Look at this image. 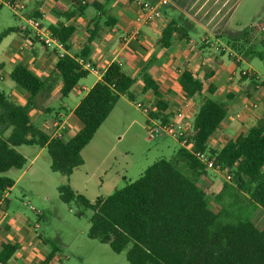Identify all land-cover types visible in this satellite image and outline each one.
I'll list each match as a JSON object with an SVG mask.
<instances>
[{"label": "trees", "instance_id": "16d2710c", "mask_svg": "<svg viewBox=\"0 0 264 264\" xmlns=\"http://www.w3.org/2000/svg\"><path fill=\"white\" fill-rule=\"evenodd\" d=\"M105 1L108 4L113 0ZM96 8L102 10L104 6ZM78 10L83 12L84 6L79 4ZM35 19L40 20L41 16ZM17 30L16 27L4 30L0 42ZM50 31L65 49H70L74 26L52 25ZM216 38L223 39L239 54L264 62L262 28L258 30L251 25ZM176 40L189 41L190 31L172 20L158 44L167 49ZM89 53L87 46L75 57L65 54L59 58L53 76L63 82V97H68L89 75L80 62L86 63ZM53 76L44 81L29 68L18 65L10 78L30 95L28 103L22 106L0 92V198L15 185L4 174L27 165V159L16 147L46 148L52 171L69 178L84 164L83 149L94 139L118 101L123 96L132 101L136 98L132 90L136 80L124 72L120 63L114 62L74 111L83 123L82 130L70 139L51 137L32 124L30 112L37 107L38 96H48L53 91ZM142 77L143 93L151 91L156 97L150 116L167 123L171 116L166 114L168 106L159 85L147 70ZM246 80L258 84L253 76H244L243 81ZM180 85L187 99L203 98L187 135V146H181L172 159L155 162L139 179L107 197L92 202L69 184L59 186V197L64 203H76L91 210L89 238L110 245L115 253L125 252L129 264H264V114L246 135L229 141L221 150L211 149L209 140L225 120L228 104L203 97L204 85L189 69L183 71ZM214 91L210 88L211 93ZM197 153H209L215 158L214 169L218 167L230 177L220 192L201 188L209 169ZM213 202L219 205L218 210L212 207ZM19 249L17 244L2 243L0 264H10ZM57 252L58 247H54L44 263H49Z\"/></svg>", "mask_w": 264, "mask_h": 264}, {"label": "crops", "instance_id": "0c3cea01", "mask_svg": "<svg viewBox=\"0 0 264 264\" xmlns=\"http://www.w3.org/2000/svg\"><path fill=\"white\" fill-rule=\"evenodd\" d=\"M9 1L22 2L25 5L24 10L17 15L8 5ZM143 1L159 3L162 0ZM166 1L167 4L161 5L162 17L160 19L151 24L139 25L136 22L137 7L135 0H113L108 4L105 0H0V8L3 6L10 7L16 19L25 22V25L13 26L9 24L4 28L6 30L7 28L16 27L18 30L0 42L1 71H4L7 67L15 68L18 65H23L40 79L49 80L56 71V64L60 57L65 54L75 57L81 54L87 46L90 48L88 61L86 63L83 60L80 61L84 64V68L85 65L96 68V71L89 70V75L82 79L66 98L61 94L63 82L56 75L53 76L55 80L53 91L48 96H38L37 107L30 112L32 124L51 137L70 139L76 136L82 130L83 123L75 116V109L93 86L102 79L109 66L117 62L122 65L126 74L136 80L132 89L133 92L135 90V95H141L145 103L142 105H146L144 107H148L152 111L156 103V97L151 91L143 93L144 81L142 75L144 70H147L159 85L160 92L168 106L166 114L170 115V119H172L177 112L183 111L185 114L184 122L190 130L203 98L202 101L197 102L198 97L187 99L184 96L180 85V78L184 70L189 69L197 79L202 81L204 85L203 97L218 102H227V116L219 130L209 140L211 149L221 150L229 141H235L240 136L246 135L249 129L263 116L264 111L260 114L256 113L252 118L246 120L247 112L250 111H245L244 105L250 102L248 98L251 99L253 94L258 95V97L262 95L263 97L264 86L261 84L258 75L251 69L249 71L253 73L252 76L256 78L258 84L254 85L250 80L243 81L241 73L244 69H241L240 66L245 60V54L242 55L233 50L223 39L215 38L217 35L235 33L236 31L230 30L225 21L224 24L215 27L216 25L213 26L212 22L209 21L210 18L207 20L205 15H200L196 11L197 9H200V12L204 11L202 5L208 4L209 1H211L210 3L219 4L226 2L222 0H191L189 7L182 8L180 2L177 1L173 6L177 11L173 13L174 16H165L167 14L165 7L170 4L168 0ZM79 4L84 6L83 12L78 10ZM96 5L104 6V8L98 10ZM72 13H74L73 16H67V14ZM38 15L41 16L40 23L42 27L48 31H50V26L58 24L75 27V32L69 44L70 49L52 51L37 39L35 31L29 26L27 20L34 19ZM3 18L1 17V20ZM172 20H177L179 24L189 28L190 40H176L171 47L162 48L158 44V39ZM45 21L48 22V26H45ZM24 27L26 28L23 29ZM201 36L207 37L202 39L203 43L196 49L195 45L199 42L197 38ZM238 58L241 61L238 62ZM4 80L1 77L0 81ZM210 88L215 91L211 93ZM6 89L9 92H6ZM0 92H4L22 106L26 105L30 98V95L13 81L8 87L0 89ZM125 98L123 96L118 101L110 116L97 131L94 139L83 149L84 164L76 169L72 176L78 170H83L87 177L93 175L96 171H101L110 158H114V161L117 162L118 157L114 154L115 148H111L106 153L100 150V156L93 161L96 165L95 172L90 174L86 170L89 162L85 154L93 147L96 148V153H98L97 147L94 145L95 140L101 128L115 112L120 101ZM251 111L257 112L256 109ZM148 124L149 117L147 115L144 126L146 131ZM7 134H9V131ZM148 136L150 135L148 134ZM166 137L173 138L179 144V147L182 146L172 136L164 135L152 138L163 139ZM24 147L25 149H22ZM16 149L27 159V165L22 170L13 168L6 172L12 174L14 170L17 171V173H13V176H7L15 181L14 187L0 198V245L2 243H12L20 246L19 253L14 255L10 264H65V259L68 258H65L60 252H57L49 263H44L53 248H48L49 242L39 233V225L20 224V218L14 220L8 212L11 207L10 191L14 190L16 185L26 176L39 177L43 171L45 172V167L39 165L38 161L47 151L46 148L33 145L20 146ZM147 168L141 164L136 166L128 161L121 167V171L115 172L114 175H110L109 172L112 171V168L109 171L102 169V173L105 174L107 179L101 177V184L103 185L106 181L111 183L114 178L118 177L126 186L136 181L134 175H139L140 178ZM211 171L209 170L204 179L213 174ZM116 187L117 185L114 184L113 189ZM209 191L218 193L221 190ZM36 213L39 216L41 214Z\"/></svg>", "mask_w": 264, "mask_h": 264}, {"label": "rangeland", "instance_id": "374dc122", "mask_svg": "<svg viewBox=\"0 0 264 264\" xmlns=\"http://www.w3.org/2000/svg\"><path fill=\"white\" fill-rule=\"evenodd\" d=\"M168 1L170 4L165 7L167 12L165 16H174L173 13L177 11L173 6L177 1L180 2L182 8L191 5V0ZM222 1L226 3H210L211 1H209L208 4L202 5L204 11L200 12V9L196 11L200 15H205L207 20L210 18L209 21L212 22L213 26L219 27L225 21L228 28L236 32L242 31L251 25H254L258 30L264 26V0ZM1 17H4L3 20H1ZM9 24L21 26L25 25V22L16 19L10 7L3 6L0 8V34ZM44 24L48 26L47 21ZM206 37L197 38L199 42L195 45L196 49L201 46L202 39ZM248 56L245 55V60L240 68L253 70L259 79L264 81V62L258 57L250 59ZM13 69L14 67H7L4 71L0 70V79L1 77L5 79L0 81V89L8 87L11 83L10 74ZM6 92H9L8 89H6ZM134 92L136 93L135 90ZM248 99L253 104L256 103L258 107L257 112H247L246 120L252 118L256 113L260 114L264 111V96L260 95L258 97V95L253 94V97ZM198 101H202V97H198ZM138 103L145 104L144 98L137 94L133 101L127 97L121 100L115 112L101 128L94 144L98 153H96V148L93 147L85 154L89 162L86 170L90 174L95 172L96 165L93 161L100 156V150L106 153L111 148H115L114 154L118 157L117 162L114 161V158H110L102 168L108 171L112 168V171H109L110 175L121 171V167L128 161L136 166L141 164L147 168L161 159L169 160L174 157L180 148L179 144L171 137L155 139L148 136L144 127L147 114L144 113L143 109L137 107ZM22 149H25V147ZM38 164L45 167V172L43 171L41 176L28 175L16 185L14 190L10 191L11 207L8 212L11 217L14 220L20 218V224L28 225L29 223L32 226L38 224L39 233L49 242L48 248L58 247L59 252L65 258H68L65 259V264H129L125 252L115 253L110 245L89 238L88 231L92 211L78 206L76 203L67 204L62 202L58 191L60 185L69 184L75 192L94 202L98 197H107L113 194L115 190L123 188L125 185L121 179L116 177L111 183L106 181L102 185L101 177L107 179L105 174L102 173V169L88 177L85 176L83 170H78L74 176L69 178L65 177L52 171L48 151H45L43 156L40 157ZM211 172L213 174L201 182L203 190L219 191L225 183L230 182L226 172L222 173L217 170ZM262 172L264 173V169ZM13 173H17V171L14 170L12 174L5 173L4 175L13 176ZM134 176V180L139 178V175ZM114 184L117 185L115 189H113ZM212 207L215 210L219 209V205L215 202L212 203ZM36 212L41 213L40 216ZM80 212L82 215H79ZM11 221L13 222V220Z\"/></svg>", "mask_w": 264, "mask_h": 264}, {"label": "built area", "instance_id": "2783aa9c", "mask_svg": "<svg viewBox=\"0 0 264 264\" xmlns=\"http://www.w3.org/2000/svg\"><path fill=\"white\" fill-rule=\"evenodd\" d=\"M167 4L166 0H162L159 3H153L150 1L135 0V5L137 7V17L136 22L139 25L151 24L155 20L162 17L161 5ZM8 5L14 10L18 15L24 10L25 5L19 1H9ZM29 26L35 31L37 39L49 50L57 51L65 49L64 45L52 34L51 31L45 30L40 20L38 19H28ZM24 27L23 29H25ZM264 30V26L262 27ZM238 62L241 61L240 58L237 59ZM82 63V61H80ZM86 70L96 71V68L91 65H85ZM252 72L249 70H243L241 76H252ZM264 86V81H260ZM137 107L143 109L144 113L149 117V124L147 126L148 134L152 137H161L164 135L172 136L176 138L182 146H187L188 138L187 135L190 133V128L184 122L185 114L183 111H179L176 115L170 119L167 123H163L160 119L152 118L150 116L151 110L148 107H144L141 103L137 104ZM257 105L252 102H247L244 105L245 111H251L257 109ZM197 157L207 166V169L213 170L215 168V158L209 153H197ZM219 171V168L216 169ZM228 179L230 177L228 176ZM38 229V228H36Z\"/></svg>", "mask_w": 264, "mask_h": 264}]
</instances>
